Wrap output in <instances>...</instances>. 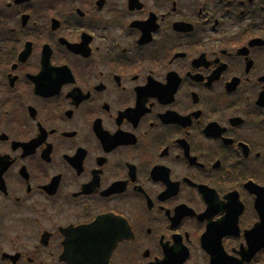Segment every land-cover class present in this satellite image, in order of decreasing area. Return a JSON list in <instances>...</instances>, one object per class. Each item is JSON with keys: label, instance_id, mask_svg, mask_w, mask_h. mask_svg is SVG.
Here are the masks:
<instances>
[{"label": "flooded vegetation", "instance_id": "flooded-vegetation-1", "mask_svg": "<svg viewBox=\"0 0 264 264\" xmlns=\"http://www.w3.org/2000/svg\"><path fill=\"white\" fill-rule=\"evenodd\" d=\"M264 264V0H0V264Z\"/></svg>", "mask_w": 264, "mask_h": 264}]
</instances>
